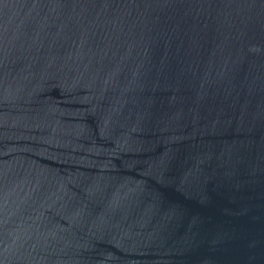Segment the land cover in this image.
Returning a JSON list of instances; mask_svg holds the SVG:
<instances>
[{
	"label": "water",
	"instance_id": "1",
	"mask_svg": "<svg viewBox=\"0 0 264 264\" xmlns=\"http://www.w3.org/2000/svg\"><path fill=\"white\" fill-rule=\"evenodd\" d=\"M0 264H264V0H0Z\"/></svg>",
	"mask_w": 264,
	"mask_h": 264
}]
</instances>
